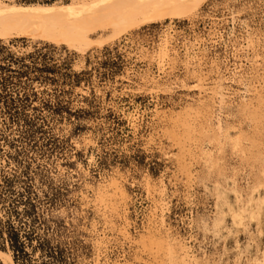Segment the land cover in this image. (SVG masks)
Returning <instances> with one entry per match:
<instances>
[{
	"label": "rangeland",
	"instance_id": "rangeland-1",
	"mask_svg": "<svg viewBox=\"0 0 264 264\" xmlns=\"http://www.w3.org/2000/svg\"><path fill=\"white\" fill-rule=\"evenodd\" d=\"M202 1L120 36L99 28L92 38L102 45L82 52L25 38L0 41V249L11 250L16 264H94V228L109 236L116 264H254L264 254V0ZM166 30L175 34L179 56L160 73L142 50L155 48ZM195 38L203 45L190 57L201 60L185 54L184 42ZM197 73L208 79L206 92ZM248 99L256 110L244 107ZM207 116L232 138L240 132L244 155L234 140L201 137ZM206 145L218 157L215 167L200 157ZM112 174L124 192L110 191L105 209L97 187ZM255 198L260 219L248 213ZM160 202L165 227L156 238L163 241L153 243L141 237ZM125 219L131 240L120 233ZM166 235L182 244L174 256Z\"/></svg>",
	"mask_w": 264,
	"mask_h": 264
},
{
	"label": "bare ground",
	"instance_id": "bare-ground-1",
	"mask_svg": "<svg viewBox=\"0 0 264 264\" xmlns=\"http://www.w3.org/2000/svg\"><path fill=\"white\" fill-rule=\"evenodd\" d=\"M201 1L202 0H72L71 2L66 3V4H60V3L57 4V3L53 2L50 4L32 3V4L22 5V4L13 3L10 0H0V41L9 42L11 39H14V38H25V39H28L31 41H44V42H47L50 44H54L58 47H61L62 45H64V46L68 47L69 49H73V50L75 49V50H79L82 52V51H85L86 49H88V47L92 43L100 44L101 41L98 42L99 39L95 40L96 41L95 42L94 38H92V33L97 29L99 30V28L102 29V31H103L109 27L112 30V34L110 33L111 35L114 34V35L118 36V34H119V36H120L121 32L122 31L124 32L126 30V28H129V27L133 28V26L136 27V25L138 26L141 23L155 22L159 18H164V17H170V19L180 17L184 13H187L188 11L195 9L194 7H196V6L198 7V4ZM107 30H109V29H107ZM96 35H98V33ZM112 38H114V37H112ZM196 38H195V41H193V42H184L183 46H184L185 54L190 59H193L194 57H198V60H201V57H199L198 55H195L194 57H190L191 51H195L196 49L201 48V46L203 45L202 39L200 41ZM95 39H97V38H95ZM100 39H101V37H100ZM174 39H175V34H173V32L170 30H166L160 36V40H159V42L155 48H153L152 50H149V49L142 50L146 53V56L149 58L150 63L157 66V69L160 73L165 72L166 69L168 68V65H170V63H171V60L173 58H177L179 56V49H177L176 46H174V44H173ZM245 41H247V43H248L247 46L251 45L250 43H252L251 37L246 38ZM102 43H103V41L101 42V45H102ZM98 44H97V46H98ZM204 46H206V45H204ZM255 58H256L255 63L259 64L258 56H256ZM189 63H190V61L187 62V64H189ZM197 75H198L197 79L199 81V85H201L202 91L204 90L206 92L207 89H204L205 88L204 83H205V81H208V79L206 80V78L202 76L203 74L197 73ZM149 81L151 83H153V82H155V78L150 76ZM256 82H254V85L256 84ZM219 86H221V85L219 84ZM210 88H212V90H214L213 87H210ZM208 90L211 91V89H208ZM254 90L258 91V86H254ZM258 92L260 93V90ZM210 93L212 94V91ZM219 93L220 92L218 90L213 92V94H217V95ZM223 95H224L223 93L220 94L221 97L219 96L220 97V99L218 98L219 101L221 100L223 102V100H225ZM260 97H262V96H258L257 98L259 99ZM257 98H256V100H257ZM263 98H264V96H263ZM263 98L260 99V103H263V101H264ZM222 102H219V104ZM244 107L247 109L252 108L253 111H254V109L256 110V104L252 100L250 101L249 99L247 101H245ZM185 108H184V111L186 114V112L188 113L189 110L187 109L188 111H186ZM249 109H248V111H249ZM190 110H194V109L190 108ZM202 110L205 111L204 108ZM202 110H200V111L197 110V111H198V113L202 112L201 115H204ZM209 111H210V109L207 110V113ZM198 113L196 112L195 114L197 115ZM258 113H260V112H258ZM260 114L262 117V113H260ZM169 115H170V117L173 118L176 115H178V116L181 115V113L179 112V113L174 114V112H170ZM192 115H194V114H192ZM196 115H195V117H196ZM249 115H251V114H249ZM254 115L256 116L255 113H254ZM195 117H194V119L197 118V117L196 118ZM253 117L254 116H252V118L250 117L251 118L250 120H252ZM131 118L133 120V124L135 125V121L138 119V116L133 115V116H131ZM210 118L207 116L205 119H203L204 121L202 123L200 121L201 124L199 123L201 126L199 130H201V132H202V133H200L202 135L201 137L206 136V138L209 142H211L214 139L221 140V136H223V138L225 140H228V141L234 140L235 146L232 145L233 143L231 145L233 147H235V149L237 148L236 150L243 153L242 155H244V149H243L244 147L243 148L240 147L241 146L240 143L242 140L241 137H243V136L240 137V134H239L240 132H238V136L236 138H232V136L229 135L227 130H223L222 125H221L219 120L214 118L218 121L217 124L214 125L213 120ZM188 120L191 121V119H188ZM194 121H197V120H194ZM253 122H254V119H253ZM254 123H256V122H254ZM257 123H258V121H257ZM184 126H185V124H184ZM188 126H190V125L187 123L186 130H188ZM191 127H192V125H191ZM191 129L189 128V130H191ZM193 130H194V128H193ZM240 131H242V130H240ZM189 132H192V131H189ZM244 132H245V130H244ZM203 134H205V135H203ZM241 134H242V132H241ZM243 134H245V133H243ZM173 136H174V134H173ZM247 136H249V135H247ZM251 137H253V136H251ZM247 140H244V142H247ZM255 142H258V141H255ZM211 143H213V142H211ZM253 146H255V144H253ZM253 146L251 145V147H253ZM246 147L248 148L249 145ZM255 147H257V145ZM255 147H253V148H255ZM200 148H201L200 154L202 155L200 157L204 158V162L206 164L215 167V165L218 164V162L216 160L218 157L216 158L215 157L216 155L214 156V153L208 148V145H206L204 147H200ZM253 148H251V149H253ZM252 152H253V150H252ZM255 153H257V152L255 151ZM259 155H261V154H259ZM238 156H240V153ZM262 156H261V158H262ZM251 157H253V156L251 155ZM200 159H202V158H200ZM262 161H264V160H262ZM261 162H259V163H261ZM205 166H207V165H205ZM255 166H256V164H255ZM218 167H220V166H218ZM262 167H264V166H262ZM220 168H222V167H220ZM258 169L259 168H256V170H258ZM258 172L260 173V170H258ZM261 181H263V180H261ZM258 185L260 186V184H258ZM218 188H219V186H218ZM233 189H235V188H233ZM254 190H256V189L254 188ZM254 190H253V192H254ZM110 191L111 192L112 191L124 192V187L122 185L121 178L118 174L110 175L107 180H105L103 183H101L97 187L98 199L100 200L101 205H104L103 207H105V209H108L110 206L109 203L111 202V200L109 199L107 201V195L109 194ZM220 191H222V190H220ZM224 191H226V190H224ZM222 193L225 194L226 192L225 193L222 192ZM235 193H237V192H235ZM112 194L116 195L115 193H112ZM237 194L239 195V193H237ZM237 194H235V195H237ZM148 195H149V193H148ZM221 196L222 195H220L218 197L220 198ZM258 196H259V194H258ZM260 197H261V199H260ZM260 197L259 198L257 197V198L261 201L262 196H260ZM219 198H218V200H219ZM224 199H226V198H224ZM224 199H222V201H225ZM252 199L254 201V197ZM252 199H251V201H252ZM255 200H256V198H255ZM106 202H108V203H106ZM248 203L249 204H245V203L244 204L246 206L247 205L250 206L249 208H251L253 205H250V202H248ZM256 203H258L257 200H256ZM260 203L263 204L264 202L261 201ZM253 204H255V202H253ZM258 204H255L256 205L255 208L252 207V208H254L253 210L251 209V211H253V212H251V211L248 212V213L253 214L251 216L254 217V219L255 218L260 219L259 217L261 214L260 211H261V205L262 204L261 205L260 204L258 205ZM245 205H243V209H242V207L241 208L239 207V208L242 209L243 211H245L246 210ZM240 209H238V211H241V213H243V211ZM125 210H126V208H125ZM164 210H165L164 209V203L160 202L159 204L158 203L154 204V206L152 207V209L150 211L149 217H148V223H147L146 228L144 230L145 233H144V235H142L141 238L145 237V238H147L148 241L151 240L152 242L153 241L156 242L155 240H152L151 238L158 237V234L159 233L161 234V228L165 227V220L163 218L164 217ZM238 211H237V213H238ZM247 211H249V210H247ZM234 212L235 211H233V213ZM237 213L236 214L234 213V214L237 216L238 215ZM241 213L238 215V217L241 216ZM244 216H246V215H244ZM261 216H263V215H261ZM232 217H233V214H232ZM233 218H235V217H233ZM219 219H221V218H219ZM222 219H223V217H222ZM258 219H257V221H258ZM235 220L237 222V219H235ZM217 221H219V223H220V220H217ZM260 222H258V223H260ZM123 223H124V225L120 229V233L123 235V237L125 239H128V240L133 239V237L130 233V230H129V223L126 222V219H125V222H123ZM258 230L260 231V229H258ZM90 232L94 233L96 235L94 238V247L96 250V258H95L94 264H116L114 261H111L109 256H108V249H109V245H110L111 240H110L109 236L106 234V232H102L99 234V233H97V230L95 228L93 230H90ZM149 238H150V240H149ZM158 238H156V239L159 240ZM143 239L141 241L145 244V242H147V241H143ZM165 239L167 240V243H168V245H167L168 252L171 255L176 254V250H177L176 248H178L177 246L180 243L178 244L177 242L170 240V238H168L167 235H166ZM161 240L163 241V239H161V237H160L159 241L161 242ZM148 243H149V245H154L153 243L150 244L151 242H148ZM157 245L158 246H156V247H160V244L157 243ZM180 245H182V244H180ZM181 251H182V249H181ZM179 253H181V252H179ZM184 255H185V253H184ZM185 256H183V258ZM188 256L189 255L186 256L188 259L192 258L191 256H189V257ZM182 261L184 262V260H182ZM0 263H2V264H16L14 261V258L12 256L11 250L8 249L7 251H4V250L0 249ZM160 263H157V264H160ZM253 263L254 264H264V254L261 255L260 257H255L253 260Z\"/></svg>",
	"mask_w": 264,
	"mask_h": 264
}]
</instances>
